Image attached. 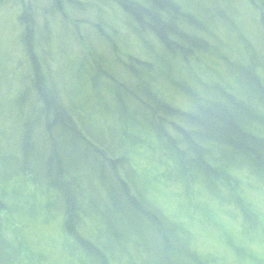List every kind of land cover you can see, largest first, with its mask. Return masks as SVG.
<instances>
[{"label":"trees","instance_id":"1","mask_svg":"<svg viewBox=\"0 0 264 264\" xmlns=\"http://www.w3.org/2000/svg\"><path fill=\"white\" fill-rule=\"evenodd\" d=\"M100 1L105 0H96V2ZM256 1L258 4L256 6L261 9L260 19L263 26L264 0H253L255 4ZM116 2L118 9L122 6L120 9L124 20L129 22L125 24L130 31V39H134L137 45L144 48L142 54L146 59L134 57L133 54L124 53L121 50L115 52L117 38L112 37L111 39L107 30L103 29L105 22L102 19V13L96 11L97 16L92 21H89L90 16L87 18L90 10L89 5L91 10L93 9L90 2L0 0V28L5 26V20L1 16L5 6L3 4H6L8 10H12L11 13L16 16L15 19L21 23L23 30V36L18 39L20 40L21 53L18 65L28 67L16 82L12 79L19 75L14 76L11 70L1 73L3 60L0 61V85L7 83L6 87L8 86L12 92L7 93L0 86V129H3V139L11 138V141H14L11 147H9L8 141L0 142V264H17L16 259L20 256L17 251L21 249L23 243L19 239V230L7 233L3 215H8L12 211L19 212V214L27 210H29L28 212L35 211L34 195H31V199L28 201L30 204L24 205L20 202L23 200L21 194L24 186L22 184L28 180L29 186L32 182L33 189H36L35 193L38 191L40 194L46 193L48 196L43 204V215L45 210L46 215L53 211L52 217H57L55 215L58 213L61 214L63 216L61 226L63 232L74 240L95 264H110L107 250L109 251L110 246L111 249L113 248L114 243L123 232L129 233L133 229H138V226L141 234L148 231L147 238L149 239L147 244V241H143V244L140 242L138 249L145 250L149 243H152L156 249L153 252V263L149 264H203L195 252L192 253L177 245V242L179 244L184 241L185 244H188V240L193 241L191 236L188 239L182 234H176L175 226L170 219L168 221L164 217L160 218L155 211V214L151 213L138 203L141 199L144 200V187L151 181L147 179L145 173L152 175L156 168L160 171L161 168L165 169L168 161L177 163L176 167L181 171L179 176L186 177L184 178L185 182L196 184L201 181L206 189L215 192H221L223 188L235 205L234 217L236 218L238 214L241 218H246L247 223L254 222L253 212L245 203L249 199L246 195L244 197V190L239 187L242 183L249 188H260L261 185H264V134H261L264 133V111L260 108L261 102L264 106V77L255 78L251 74L255 69V63L252 61L254 57L249 55L247 60L251 65L250 70L246 68V64H243L242 67L239 65L235 69L232 67L236 66L234 62L225 57L224 64L229 65V62L232 64L230 68H226L228 74L223 79V84L229 88V91L214 90L215 97L210 95L208 98L205 97L206 99L201 98L198 92L191 93L189 86L184 85V80L188 79L185 78L184 73H186L185 70L190 71V67H194L195 47L201 45L202 51L208 44L200 39L198 33L187 32L183 28L180 31L177 30L174 19L179 15L178 8L174 3L171 0H137L136 3L129 0H116ZM63 5L71 8V13L68 8H66L67 11L65 8L63 9ZM40 6L43 7L40 8ZM53 12L58 15L54 16L57 18L55 19L57 22L52 25L50 20L47 21L48 23H44L41 13L47 15V13ZM182 20L188 27L194 28V32H197L200 27L202 28L200 20L195 23V20L189 19V16L186 15L182 17ZM60 25H62V31L68 33H64L61 42H59L62 49L52 50L50 58L44 49L52 39L54 34L52 32L56 30L52 27L57 26L60 29ZM90 31L97 32L95 34L104 41L106 46L109 43L107 48H110L112 53L107 51L109 55L107 54L108 59L105 63L98 62L97 64L99 57L94 55L92 50L90 51L89 36L91 33H87ZM146 31L149 33H144ZM0 33L2 34L1 30ZM1 34L0 43L3 38L1 36L4 35ZM144 36H148L159 48L146 49L151 41L146 40L147 43H143L142 40L145 42ZM173 38L176 41H173ZM70 41L72 46L75 45V48L82 50V54L75 57L74 64L78 63L82 67L89 63L90 68L95 70V75L91 76L92 85L90 86L94 87V91L101 98L98 110L102 113L101 120L106 121L105 128H109L112 120L125 119L126 122H122V128L123 131L128 128V137L131 138L127 140L129 143L134 140L139 143L137 146L145 145L141 139L139 140V136L140 138L143 136V139L147 141L145 139L147 136L144 133L148 130L152 133V137L156 138L158 143L155 147L146 146L147 151L150 152L148 158L151 159L152 164L146 167L145 173L137 175L134 171H127L124 174L121 172L118 177L115 171V161L112 158L115 151L110 147H108L110 151L104 148V152L97 147L94 150L83 151L79 155L69 154L61 148L62 142H65V139L62 141L63 137H66L68 141L70 138L72 145L74 143L78 145L79 141L81 142L82 134L64 109L56 104V101L61 102L58 93L50 92L49 87L47 88L43 84V80L47 77L44 68L49 71L48 66L50 63L52 64V60H55L54 64H58L57 67H60L65 61V66L71 62L75 56L73 48L71 46L70 49H65ZM38 45H40L39 48ZM41 47L42 52H40ZM154 50L155 54L151 52ZM208 50L201 53V56L205 57L211 51ZM246 51H249L247 46ZM192 52L195 55L191 54ZM259 59L261 64V60L262 62L264 60L263 53ZM260 66L264 73V62ZM110 67L123 70V77L110 75L109 70L107 71V68ZM100 70L105 73L103 74ZM236 70L240 75L246 73L244 76L247 81L243 79L242 83V78L239 77L233 79L232 75L236 73ZM129 73L130 76L132 74L137 76L135 85L130 84V79L127 77ZM170 73L173 74L172 79ZM177 74L178 76H176ZM8 76L11 78L6 79ZM158 76L159 78H157ZM155 78L162 83L153 81ZM215 79L216 77L213 75L208 77L206 75L205 78L213 88H216ZM100 81L105 83V87H98ZM238 83L245 86L242 89L241 87L240 89L234 88L236 93L233 92V94L230 91L231 85L240 86ZM172 85L175 89L173 92L168 91L170 90L168 87ZM99 88H105L106 92L101 95L102 93H98ZM181 91L186 93L189 99L187 101H190L187 109L181 107L176 101L174 102L176 95H182ZM1 94L4 95L3 98H1ZM6 98L8 100H5ZM125 98L127 100L134 99L136 106L130 104L133 106L130 108L129 102L125 101ZM113 106L116 107L117 113L122 115V118H119L117 114L112 116L111 108ZM136 107L137 110H135ZM12 112L18 116V124L22 125V131L19 130L15 138L8 132L6 133L7 127L4 123L8 119L7 113ZM169 114L178 117V120L173 119ZM109 132L110 140L115 141V135L119 131L109 130ZM36 133L37 136L41 134L43 138V141H39L43 148L40 155L33 136ZM100 141H107L110 144L105 136H102ZM79 146L84 150L85 147L82 144ZM88 154L90 155L88 156ZM240 167H242V173L248 174L246 177L241 175ZM105 171L110 174V178ZM11 172L17 176V180L15 178L12 182ZM250 174L253 176L251 179L253 183H246V178ZM161 177L162 174H158V178ZM115 178L122 191V197L111 194L110 198L114 208L109 209L105 202L109 196H105L104 199L102 194L103 199L99 200L97 196L98 192L108 191L110 186H113ZM128 181L134 189L127 186ZM14 182L16 185H13ZM129 190H133V193ZM137 199L140 200L137 201ZM85 203L89 204V210L84 209ZM56 207L60 209L61 213L56 211ZM130 207L133 209L134 215H132ZM191 207L192 205H190ZM36 209L41 210L38 207ZM199 213L201 219L205 220L204 225L210 224L204 214ZM85 219L90 220L89 226L95 228V234L87 229ZM215 224L216 227L219 226V229L222 228V224L218 225L217 222ZM162 227L165 230L169 228V230L163 232ZM241 227L244 228L243 236H246L249 228L245 227L243 222ZM209 228L215 227L209 226ZM216 237H218L220 245L225 243L228 249L232 248L236 256H239L238 258H241L240 251L246 252V248L242 244L232 243L233 241L225 231L217 233ZM243 238L240 241L249 245L250 241H245L246 237L242 240ZM247 238L251 239L249 235ZM12 251L14 252L12 253ZM134 251L132 249L133 253ZM147 252L149 253V251ZM243 258L247 259L248 254L246 253ZM150 261L152 262L151 258Z\"/></svg>","mask_w":264,"mask_h":264},{"label":"rangeland","instance_id":"2","mask_svg":"<svg viewBox=\"0 0 264 264\" xmlns=\"http://www.w3.org/2000/svg\"><path fill=\"white\" fill-rule=\"evenodd\" d=\"M77 1L80 3L90 2L92 4V10L89 5L90 10L88 11V13L90 15L88 14L87 17L89 18L90 16L89 21H92L96 18V11H100L102 13V19L105 22L103 29L107 30V33L111 39L112 37L117 38L118 43L115 52L116 50H121L124 51V53L133 54L134 57L138 56L140 59H146L142 54L144 48L137 45L134 39H130V31L126 28L125 24L129 22H127L128 20H124L120 9L122 8V6L118 9L116 0H105L103 2H96V0ZM129 1L132 3H136L137 0ZM171 1L178 8L179 16L174 19L177 30L180 31L181 28H183L187 32L198 33L200 39L208 44V48L205 46L202 51L200 49V47L202 48L201 45L195 47L194 53L197 57L194 56V67H190V71L185 70L186 73H184V75H186L185 78L188 79L186 81L184 80V85L186 87L189 86V89H191V93L198 92L200 94L199 97L206 99L210 97V95L212 97H215L214 90L229 91V88H226L224 86L223 79L225 78L224 76L228 74V70L226 68H230L232 64L230 62L229 65L224 64L225 57L228 58L229 61L234 62V65L236 66L232 67H234L235 69L239 65H241L242 67L243 64H246V68L250 70L251 65H249V62H247V60L249 55H251V57L253 56L254 59H252V61H254L253 63H255V69H253L251 74L255 76V78L264 77V73H262L263 71L261 70L262 68L260 66L261 64H263L264 60L263 62L261 60L260 64L259 59L262 53L264 55V25L262 26L261 24V9L256 6L258 5L257 1L256 4L255 2H253V0ZM3 5L5 6L3 7V14L1 17L5 20V26H1L0 28L2 34H4L3 36H1V38H3L2 42L0 43V61L3 60V69H1V73L6 72V70H11L14 76L19 75L18 77L12 79L16 81L22 76V73H24L25 69L28 68L25 67V65H23V67H21V65H18V63L20 62L18 59L21 56L19 47L20 40L18 39L23 36V30L21 23L18 22L19 20L15 19L16 16L11 13L12 10H8L6 4ZM42 7L43 6H40V8ZM64 8L66 11V8L69 9V7L66 5L63 7V9ZM71 10L72 9L70 8L69 12ZM73 12L74 10L72 11V13ZM43 13L41 14L44 17V23L49 20L51 25L57 22L55 20L57 18H54V16L57 17L58 15L54 12L51 14L47 13V15H44ZM185 15L189 16V19L195 20V23L198 22L197 20H200L202 28L200 27L197 32H194L195 29H191V27H188L186 22L182 20V17H184ZM167 22L169 23V21ZM60 27V29H58L57 26L52 27L56 30L52 32L54 33L52 39L44 49L46 50V53L49 54L50 58L53 53L52 50H55L57 48L59 50L60 48L62 49V46L59 44V42H61L60 40H62V35L64 33H68L64 30L62 31V25H60ZM87 33H91V36H89L90 51L92 50V52H94V55L99 57V59L97 60V64L98 62L105 63L108 59L107 56L109 55L107 51H110L112 53L111 49L107 48L109 46V43L107 42L108 44L106 46L104 41L97 34H95L97 32L90 31ZM144 33H149V31H146ZM143 39H145V42L144 40H142L143 43H147L146 40H150L148 36H144ZM173 41H176V39L173 38ZM153 43L154 42L151 41L146 49L152 50L159 48L156 44ZM13 46L15 47L13 48ZM71 46L72 44L70 41L65 49H70ZM246 46L249 48V51H246ZM37 47L39 48L40 45H38ZM72 48L75 56L72 54V56L74 57L72 58L71 62L67 64V66H65V61V63H63L60 67H57L58 64H54L55 60H52V64L50 63L48 66L49 71L48 69L44 68L47 77L45 78V80H43V84L47 88L49 87L50 92L52 91L58 93L61 102L56 101V104L64 109V111L72 119L74 125L79 128V131L82 134L81 142L79 141L78 145L74 142V145H72L70 138L68 141L66 137H63L62 141L63 139H65V142H62L61 148L65 149L69 154L74 153L76 155H79L86 150L97 149V147L102 149L104 152L105 149L110 151L109 149L111 148V150L115 151V154H113L112 158L115 161V171L117 172L118 177H120L121 172L124 174V172L127 171H134L137 175L145 173L144 171L147 170L146 167L152 164V161H150L151 159L148 158L150 152L147 151L146 146L149 145L155 147L156 143H158L156 138H153L152 133L148 130L144 133L147 136L145 138L147 141L143 139V136L142 138H140L139 136V140L141 139V141L145 145L140 144L141 146H137L139 143L134 140L133 142L129 143L127 141L130 138L128 137V128L124 129V131L122 128V122H126L125 119H120V121L112 120V124H109V128H105L106 121H103V119L101 120L102 113L98 110L99 100L101 98H99V95H97L94 91V87L91 88L90 86L92 85L91 76L93 74L95 75V70L94 68H90L89 63H87V65L85 66L82 65V67L78 63L74 64V61H76L75 57H78V54H82V50H80L79 48H75V45H73ZM93 49H95L96 51ZM207 49L211 51L208 50L209 52L205 57L201 56V53H204ZM40 52H42V47L40 48ZM95 52H97V54H95ZM151 52L155 54V50ZM194 53L192 52L191 54L195 55ZM110 58L112 57L110 56ZM241 59H243V61H241ZM13 67H15V69H12ZM108 70L110 75H118V77L122 76L123 70H121L120 68L110 67L107 68V71ZM100 71L103 74L105 73L102 70ZM206 75L207 77L210 75L216 77L214 82L216 88H213L211 83L206 82ZM244 75L246 76V73H244ZM244 75L242 73L240 75L236 70V73L232 75V78H242L241 82L243 83V79L247 81V78ZM176 76H178V74ZM127 77L130 79V84L135 85L137 76L133 74L130 76L129 73L127 74ZM170 77L171 79L173 78L172 73H170ZM8 78L11 77H6V79ZM157 78H159V76ZM148 81L152 82L151 80ZM153 81H158L160 84L162 83L156 78ZM242 83H238L240 84V86H236V84L231 85L230 91H232V93H236V90L234 88H244L245 85H243ZM104 84L105 83H103V81H100L98 87H105ZM6 85L7 83L0 86L1 88L5 89V92L12 93L11 90L8 89V86L6 87ZM168 88L170 89L168 91L171 92H173V89H175L174 85ZM104 92H106L105 88H99L98 93H102L101 95H103ZM181 94L182 95L179 94L175 97H171H174V102L176 101V103L180 104L181 107L187 109V105L190 101H187L189 99L185 92L182 93L181 91ZM3 96L4 95H2L1 98H3ZM5 100H8V98H6ZM125 101L129 102V106L130 104L134 105V107L136 106L134 103V99L132 98L128 100L125 98ZM113 107L111 108L112 116H115L117 114L119 118H122V115L120 116L117 113L116 107H114V109ZM131 107L133 106H130V108ZM260 108L262 109V111H264L263 102H261ZM135 110H137V107ZM169 116H171L173 119L178 120V117L176 116L170 114ZM7 117L8 119L4 121L7 127L5 131L6 133L8 132L10 136L15 138V135H17L19 130L22 131V125L18 124V116H16L14 112L10 114L7 113ZM109 130H114L115 132L119 131L116 135L114 134L116 139L115 141L110 140L111 136ZM167 132L169 135H171L169 131ZM0 134V142L8 141V145H10L9 147H11L14 141H11V138L3 139V129H0ZM130 135L133 137L131 132ZM33 136L34 141L36 140L35 146H38L37 150L39 151L40 155L43 149L41 144L39 143L40 140L43 141L42 135L40 134L39 136H37L36 133L33 134ZM102 136L107 137L110 144L107 141H100ZM81 144L87 149L84 148V150H82L83 148L79 146ZM89 155L90 154H88V156ZM167 163L168 164L167 166H165V169L161 168V171L157 170L156 168L154 169L152 175L151 173H149L148 175L147 173H145L147 179H150L151 181L144 187V200L137 199V201L140 200L141 203H138L141 204V206L149 212L152 213L155 211L160 218L164 217L168 221L170 219V221L173 222V225L175 226L174 232H177L176 234H182L188 239L189 236H191L193 240H188V244H185L184 241H181L182 243L179 242V245L177 242V245L186 248V250L192 253L195 252L199 256L198 258L201 262H203V264H264V185H261L262 187L260 188H249L247 187V185L242 183L241 186H239L244 190V197L246 195L249 199L245 203L253 212L252 217L254 218V222L247 223L245 221L246 218H241V216H238V214L236 218L234 217V214L236 212L235 205H233L232 200L229 199L230 195H227L226 191L223 188L222 191L224 190V193L222 191L215 192L206 189L204 183H202L201 181L197 182L196 184L185 182L184 178L186 177L183 178L179 176L181 174V171H179L176 167L177 163H174L173 161H168ZM239 171L242 173V167H240ZM105 173L110 178V174H108L107 171H105ZM158 174H162V177L158 178ZM241 175L246 177V175L248 174H244L243 172ZM10 178L12 179L11 182L14 181L15 178L17 180L16 174L12 172L10 173ZM251 179H253L252 174H250L248 178H246V183H253ZM116 182L118 181L115 178V181H113V186H110L111 188L108 191L106 190L102 193L98 192L99 195L97 196V199H103L102 194L104 195V199L105 196H109L110 198L111 194L115 195L116 197H122V191L118 187ZM13 185H16V182H14ZM32 185L33 184L31 182L29 186V180L28 182H23L22 186H24V188L22 187L21 194V196H23V200H20V202L24 205L30 204L28 201L31 199V195H34L33 197L35 203V211L28 212L29 210H27L20 214L19 212L14 213V211H12V213L10 212L8 213V215H3V219H5V224L7 225L5 226L7 233H10L11 231L16 232V230H19V239L23 243L21 249L17 251V254L20 256H18V258L16 259V263L95 264L92 262L89 256H87L86 252L79 248L78 244L63 232V230L61 229V226L63 224V216L61 214L58 213V215H55L57 217H52L53 211L51 210L52 212H49L46 215L45 210V213L43 215V204L44 201H46L45 198H47L48 196L46 195V193L40 194L38 191L35 193L36 189H33ZM127 186L131 187V189H134L129 181L127 182ZM132 191L130 192L133 193ZM109 198L108 200L105 199V202L108 206L107 208H114L112 199L110 198L109 200ZM86 203L84 204V209L89 210V204ZM39 205H41L42 207H40ZM190 205H192L191 208ZM19 207L20 205L18 206V208ZM36 207L41 208V210H37ZM129 209L131 210L132 215H134L133 209L131 207ZM56 211L60 212V209L56 207ZM199 212H202V214H204L205 218L209 220L210 224L204 225L205 220L201 219L202 217ZM84 222L87 225V229L91 230L90 232L95 234V228L93 226H89L90 220L85 219ZM215 222H217L218 225L222 224V228L219 229V226L216 227ZM242 222L244 223L245 227L249 228L248 234L246 236H243L242 234V232L244 231V228L241 227ZM207 225H209L210 227L214 226L215 228H209V226ZM138 229H133L131 232L129 231V233L126 234L125 232H123L119 239L114 243L112 249L110 246L109 251L107 250V256L111 261L110 264L153 263V252H155L156 249L155 247H153L152 243H149L145 250L138 249L140 242H142L143 244V241H147V244L149 240L147 238L148 231L141 234ZM162 230L163 232H167L166 230H169V228H166L165 230V228L162 227ZM221 231H225V233L230 236L231 240L233 241L232 243L237 242L239 243V245L242 244V246L246 248V252H239L241 258H238L239 256H236L232 248L228 249L225 243L221 245L218 243V237L216 236L217 233H220ZM248 235L251 239L247 238ZM243 237H246L245 241H250L249 245L243 241H240V239ZM244 238L242 240H244ZM132 249L135 250L134 253L132 252ZM147 251H149V253ZM13 252L14 251H12V253ZM246 253L248 254L247 259L243 258L244 255L246 256ZM150 258L152 262L150 261Z\"/></svg>","mask_w":264,"mask_h":264}]
</instances>
